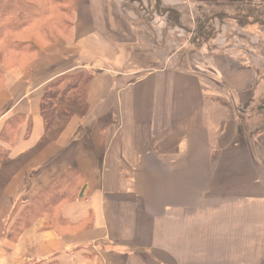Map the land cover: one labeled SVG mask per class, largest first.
Listing matches in <instances>:
<instances>
[{
	"label": "crops",
	"instance_id": "obj_1",
	"mask_svg": "<svg viewBox=\"0 0 264 264\" xmlns=\"http://www.w3.org/2000/svg\"><path fill=\"white\" fill-rule=\"evenodd\" d=\"M140 3L73 0L67 35L1 65L0 264H264V138L206 70L145 47ZM85 72L84 95L45 110L48 86ZM71 169L81 198L12 238Z\"/></svg>",
	"mask_w": 264,
	"mask_h": 264
},
{
	"label": "rangeland",
	"instance_id": "obj_2",
	"mask_svg": "<svg viewBox=\"0 0 264 264\" xmlns=\"http://www.w3.org/2000/svg\"><path fill=\"white\" fill-rule=\"evenodd\" d=\"M6 1L0 5V15L5 18L0 19V24L2 21L7 23L15 14L14 6L6 11L9 5ZM43 1L45 0L21 2L19 10L25 11L24 19H28V25L33 24V16L37 11L30 4L41 6ZM46 1L48 3L50 0ZM67 1L70 0H66L64 7L69 12L70 4ZM132 1H141L131 11L133 17L138 16L141 20L140 41L146 42L145 47L163 60L172 56L185 58L192 68L206 70L209 77L220 84L212 86V95L218 96V93L223 100L229 102L237 123L245 128L249 137L259 135L260 139L264 138V6L209 2L188 4L185 0ZM125 3L121 7L126 11L123 12L124 17H128L130 9L126 8L130 5ZM51 8L53 11L58 10L54 6ZM38 10L43 12L42 8ZM66 20L71 21L69 17ZM130 23L131 20L128 21ZM35 25L30 31L20 33L22 41H40L39 30ZM4 34L5 41L0 48V67L1 63L6 67L28 65L37 58L36 54L26 53L18 57L13 55L11 46L7 44L10 40H6L10 33L5 30ZM68 67L72 69L73 64L70 62ZM53 92L55 91L49 96L55 95ZM80 92L81 90L77 95H82ZM22 206L20 202L18 207Z\"/></svg>",
	"mask_w": 264,
	"mask_h": 264
},
{
	"label": "trees",
	"instance_id": "obj_3",
	"mask_svg": "<svg viewBox=\"0 0 264 264\" xmlns=\"http://www.w3.org/2000/svg\"><path fill=\"white\" fill-rule=\"evenodd\" d=\"M22 1L23 0L6 1L9 2V5L6 7V11L10 10L13 6L14 8L16 7V9L15 14L12 16L10 21L7 23L2 21V24H0V48L5 41V30L10 33L6 40H10L7 44L11 46L10 49L15 56H20L26 53H37L38 49L34 40L22 41L20 38V33L30 31L34 24H36V29L39 30V35L41 37L40 41L38 39L37 41L41 43L54 44L69 33L72 24L69 20H66V17H70L72 15L73 0L67 1V3L69 2L70 4L69 12L64 7L66 5V0H50L48 3H46L47 1L45 0L41 6H38V4H30V6L33 5L32 7L37 11L33 16L35 18V22L33 21V24L29 23V25L28 19H24V16L26 15L25 11L20 12L19 10L21 9ZM3 2L4 0H0V5L4 4ZM51 6L57 7L58 10L53 11ZM40 7L44 13L41 10H38L41 9ZM0 19L4 20L5 18L0 15ZM59 33H62V35L60 36ZM1 64L4 65V63ZM91 73L92 72H85L75 77L65 76L59 78L52 85L48 86L45 90V110L51 109L54 105V100L64 102L75 97L77 92L80 90L82 95H84ZM52 91H55L53 92L55 95L49 96L52 95L50 94ZM16 124L17 122L10 123L9 125L14 128ZM83 185L84 176L82 172L76 169L69 170L63 178L52 183L38 197L30 201L22 209L18 220L11 230L12 238H17L25 229L30 227L40 217H48L51 220V225L58 222V211L60 207L64 203L79 200L81 198L80 192Z\"/></svg>",
	"mask_w": 264,
	"mask_h": 264
},
{
	"label": "built area",
	"instance_id": "obj_4",
	"mask_svg": "<svg viewBox=\"0 0 264 264\" xmlns=\"http://www.w3.org/2000/svg\"><path fill=\"white\" fill-rule=\"evenodd\" d=\"M188 4L194 3H201L207 4V2L211 4H244V5H251L253 7H262L264 6V0H185Z\"/></svg>",
	"mask_w": 264,
	"mask_h": 264
}]
</instances>
